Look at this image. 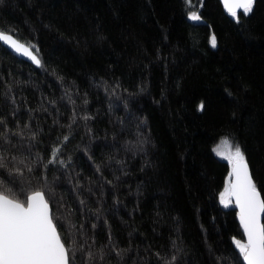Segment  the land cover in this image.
Instances as JSON below:
<instances>
[{
	"label": "trees",
	"instance_id": "1",
	"mask_svg": "<svg viewBox=\"0 0 264 264\" xmlns=\"http://www.w3.org/2000/svg\"><path fill=\"white\" fill-rule=\"evenodd\" d=\"M238 14L218 0H0V30L42 62L0 45V118L23 131L5 147L24 161L0 181L48 193L67 243L96 254L78 264H243L213 148L238 144L264 199V0ZM54 146L66 167L44 166Z\"/></svg>",
	"mask_w": 264,
	"mask_h": 264
},
{
	"label": "snow or ice",
	"instance_id": "2",
	"mask_svg": "<svg viewBox=\"0 0 264 264\" xmlns=\"http://www.w3.org/2000/svg\"><path fill=\"white\" fill-rule=\"evenodd\" d=\"M222 3L228 14L239 22L238 13L242 12L243 16H248L252 11L254 0H222ZM190 19L199 20L200 17L193 12ZM0 42L11 48L17 55L26 57L38 67L42 66L38 49L35 54L31 50L35 49V45L21 43L10 33L2 30H0ZM210 44L213 48L217 46L215 36L211 38ZM13 103H15L14 100ZM204 108L205 105L201 102L198 111L202 112ZM84 119H90V117H84ZM68 127L70 128L71 125ZM12 135L22 137L23 131H12L6 121L0 118V170H8L9 175H18L21 174L18 165L24 161L11 155L5 147L12 144ZM30 139L35 140L36 134L33 133ZM68 139L69 137L65 135L60 144L67 142ZM222 143L230 149L234 147V150H230L225 156L232 171L228 186L220 195V202L224 207H228L234 198L235 205L239 209V221L247 238L246 244L234 241L235 246L245 264H264V224L261 223L264 199H261L240 146L238 144L233 146L227 138ZM61 150L60 146H54L44 166L59 164L61 168L66 167L65 162L59 158ZM214 151L217 150L214 149ZM217 154L224 155L218 151ZM28 171H32L30 166ZM8 191L11 190L8 189ZM81 203L84 202L81 201ZM56 219L46 191H33L24 198L16 196L15 193L7 195L4 182L0 181V264H78L77 251L85 253L88 261H95L96 254L90 248L86 250L76 240H73L71 245L67 243L62 226L56 223ZM65 220L70 228L75 227L70 219L66 217ZM95 227L94 224L93 228ZM109 241L111 242V237ZM120 255L121 253L117 252V256ZM157 256L160 258L159 254ZM104 259L101 249L99 260L104 261ZM161 259L162 264H176L177 261L175 255L171 259Z\"/></svg>",
	"mask_w": 264,
	"mask_h": 264
},
{
	"label": "water",
	"instance_id": "3",
	"mask_svg": "<svg viewBox=\"0 0 264 264\" xmlns=\"http://www.w3.org/2000/svg\"><path fill=\"white\" fill-rule=\"evenodd\" d=\"M221 4H222V6L224 7V9H225V11L227 12V10H226V8H225V6H224V4L222 3V0H218ZM228 13V12H227ZM240 13V12H239ZM14 38V37H13ZM0 45L4 48V49H6L12 56H14L16 59H18V60H21V61H23V62H25V63H28L29 65H31L32 67H34V68H36V69H38L39 67L37 66V65H35V64H33L32 62H31V60H29V59H27L26 57H23V56H20V55H17L11 48H9L8 46H6V45H3L2 44V42H0ZM231 171H232V168H231ZM231 171H230V177H231ZM231 203H232V205H233V208L235 209V211L237 212V221H238V224H239V227H240V230H241V233H242V235H243V237H244V241H245V244L247 243V238H246V236H245V234H244V232H243V228H242V225L240 224V221H239V209L236 207V205H235V200H234V198H232V200H231ZM263 216H264V214H262L261 215V223H262V220H263ZM243 264H245V261L243 260Z\"/></svg>",
	"mask_w": 264,
	"mask_h": 264
},
{
	"label": "rangeland",
	"instance_id": "4",
	"mask_svg": "<svg viewBox=\"0 0 264 264\" xmlns=\"http://www.w3.org/2000/svg\"><path fill=\"white\" fill-rule=\"evenodd\" d=\"M193 20V19H191ZM211 45V44H210ZM226 138L221 139L213 148V154L220 160L227 162L229 169L231 170V165L228 162V160L225 158V156L227 155V153L230 150H234V147L232 149H230L229 147L225 146L222 141H224ZM214 149H216L218 152L224 153V155H218L217 151H214Z\"/></svg>",
	"mask_w": 264,
	"mask_h": 264
},
{
	"label": "bare ground",
	"instance_id": "5",
	"mask_svg": "<svg viewBox=\"0 0 264 264\" xmlns=\"http://www.w3.org/2000/svg\"><path fill=\"white\" fill-rule=\"evenodd\" d=\"M231 171V170H230Z\"/></svg>",
	"mask_w": 264,
	"mask_h": 264
}]
</instances>
